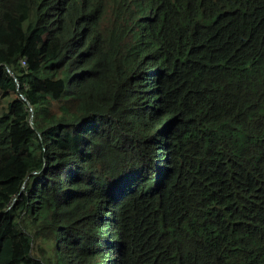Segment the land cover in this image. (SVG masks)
Here are the masks:
<instances>
[{
    "label": "trees",
    "instance_id": "1",
    "mask_svg": "<svg viewBox=\"0 0 264 264\" xmlns=\"http://www.w3.org/2000/svg\"><path fill=\"white\" fill-rule=\"evenodd\" d=\"M0 264H264V0H0Z\"/></svg>",
    "mask_w": 264,
    "mask_h": 264
},
{
    "label": "water",
    "instance_id": "2",
    "mask_svg": "<svg viewBox=\"0 0 264 264\" xmlns=\"http://www.w3.org/2000/svg\"><path fill=\"white\" fill-rule=\"evenodd\" d=\"M8 71H10V69L8 68ZM17 86L19 87V84H17ZM32 110V108H31ZM30 124L32 125V127L34 128V124H33V118L31 117L30 118Z\"/></svg>",
    "mask_w": 264,
    "mask_h": 264
},
{
    "label": "rangeland",
    "instance_id": "3",
    "mask_svg": "<svg viewBox=\"0 0 264 264\" xmlns=\"http://www.w3.org/2000/svg\"><path fill=\"white\" fill-rule=\"evenodd\" d=\"M38 63H33V65H37Z\"/></svg>",
    "mask_w": 264,
    "mask_h": 264
}]
</instances>
